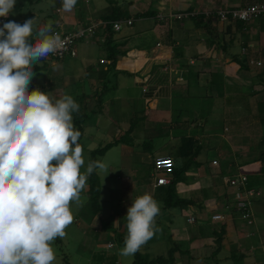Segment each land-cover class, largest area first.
I'll use <instances>...</instances> for the list:
<instances>
[{
  "label": "crops",
  "instance_id": "obj_1",
  "mask_svg": "<svg viewBox=\"0 0 264 264\" xmlns=\"http://www.w3.org/2000/svg\"><path fill=\"white\" fill-rule=\"evenodd\" d=\"M86 1L88 3H86L85 12L88 15V22L84 24L81 18L83 10L82 6H80L82 3L81 0H78L75 9L71 13L63 12L62 0H58L59 3L56 5L55 13L56 11L60 12V20L67 16L73 18L75 22V26L72 22H68L66 25L60 24L65 29L61 30V32L68 31L69 33H73L82 27L96 25L99 22H103L104 17L111 13V7L109 5L100 4L96 0ZM118 2L117 0L115 1L116 5L130 15L126 20L132 21L130 26L125 25L127 30L122 32V29H120V31L114 33L112 39H108L104 34L103 28H97L94 30V35L90 39L80 40L79 43L77 42L73 51L66 56L69 57L68 63L72 62L70 63L72 64L71 66L67 64L65 69H62L61 66L57 68L56 66L48 67L47 71L51 70V75L49 77L46 74V76H38L39 78L33 81L34 87H36L34 89H44L45 92L59 99L64 95L63 78L73 73L78 67L83 70L86 69L87 79L85 82L90 90V94L78 95L75 98L78 99L76 102H79V106L85 102L86 111L87 105L90 108V116H88L84 125L86 127L87 125H99L100 120L106 118L111 124L125 126V129H123L124 127L118 128V133L113 136L114 138H118L129 129V125L132 123L131 115L137 114L140 117H144V119H139L135 126V130L131 135L133 139L132 144H123L127 146V152L129 151L132 155H135L134 163L140 164L141 166L147 165L146 163L150 166L153 165V161L157 157H170L175 162V166L181 165L184 161L178 158L180 139L182 135L195 136L198 140L199 149L193 158L194 163L186 171L185 182L178 184L177 192L182 193V197L190 198L189 196H191V198L196 199V204L190 207L194 210L196 208V212L201 211L204 208L203 204L206 202L210 203V200H214L216 203H222L213 214H221L225 217L230 212L233 204L231 202V196H227L226 194H228L229 190V192L233 190H228L226 185L223 184L222 177L225 174L226 176H232L233 172L237 174L244 173L248 178V183L263 195V192L260 190L264 186L263 180H260L259 175L260 164L254 163L245 167H239L238 165V154L243 156L245 151H247L246 154L249 151L248 148L245 150L242 144L238 145L237 142L239 139H245L247 142L249 136L245 137L247 134L245 132L246 129L244 127L242 128V125L248 121L245 118L243 121H239L240 116L237 117V114H243L242 112L247 113L243 109L240 110V108L247 106V104L245 101H241L239 97L242 94L240 89L233 88L235 82L237 83L240 78V68L232 60V56H238L240 54L242 45H246V47L252 46L254 41H257L259 38L261 39L259 40L260 46L264 47V28H260V26H256V28L252 24L241 33H237L235 29H231L228 33L225 32L229 37V41L227 42L229 46L226 47V51H223L219 42L212 44L207 31L195 26L191 19L176 20L170 16L185 11L204 14L224 8H234L241 3V0H146L142 2L140 7H136L135 5L137 4L131 2L125 4L123 1L122 5H119ZM153 5L157 8L153 10L155 11L154 15L148 16L143 14V16L138 18L133 17L137 13L142 14L152 11ZM32 18H35L36 22L38 21L37 14H33ZM140 22L144 23L143 29L145 28L147 32L139 35V33H134V29L137 28L138 30V25L135 26V24H140ZM214 27L216 29L211 31L214 34L211 39H217L220 32L227 30H225L224 26L220 25H215ZM176 35L181 37L176 38ZM110 40L112 41L111 45L115 46V48H110L109 51L115 52L117 55L115 64L113 65L111 64V60L108 59L107 50H105V44L110 42ZM231 40L232 43L230 44ZM236 45L237 48L239 47L237 51H235ZM97 47H100L106 52L105 57L99 56L98 49H95ZM261 54H264V48L256 54L250 53L249 49H247L246 55L256 61H261ZM80 55L84 60L87 57L90 60H77ZM101 61H104V63H101ZM107 80H113L120 86V89L116 86L113 89L115 93H107L105 86L101 88V85H104ZM35 81L40 82L38 83L39 86H36ZM56 81H59V83H56ZM238 85L240 86L239 83ZM223 86L227 89L224 90ZM208 87H218L219 90L216 92L217 96L220 93V95H224L226 107L223 110V114L225 115V121L230 120L231 124L238 122L240 124L242 122L240 128L242 136L239 137V134L236 133L227 137L231 149L236 148V150L233 149L236 152L232 154L234 157L229 162L231 165L226 164L222 171H219L221 161L217 156L218 152L216 151V147L210 146L208 143L209 134H200L193 130V127L195 128L193 122L195 123L196 121L194 117L196 116H191L192 119L188 118L190 114L186 109V103L193 99L201 100L215 97L211 92H208ZM252 95L255 97V103L260 99H264V95L260 97L258 90L252 91ZM80 98L82 99L80 100ZM229 109H232V111L230 112ZM233 115L238 118V122ZM141 120L143 121L141 122ZM206 123L207 120L203 122V124ZM150 125L154 129L159 127L165 131L166 127H168L171 130L166 148L169 147L168 145H171L172 149L168 150L166 156L145 157L144 154H141L142 151L135 153L133 150L134 146L138 149L142 143L153 141V137L148 135L151 133L148 127ZM248 125H252V123ZM197 126L199 127V125ZM139 129L141 131L143 129V132L136 134V131ZM176 129H179L182 133L176 135ZM138 135H140L139 140ZM259 136H261V133ZM240 147L244 151L237 153ZM137 155H139L138 159ZM147 157H149V160ZM213 161H216L217 164L213 165ZM207 163H210V168L206 166ZM129 172L130 170L128 174H130ZM214 178L216 179L215 184L213 182ZM204 185H208V187ZM150 187L154 189L153 182L150 183ZM214 187L217 189L215 190ZM218 189L221 192L217 194ZM154 190L159 191V189ZM196 192H198V196L193 197V194ZM159 196L162 197L161 194ZM255 204L252 207L254 216ZM254 216V224L251 227L246 226L239 219L230 222L236 228L238 237L241 236L242 232H248L250 228L256 225L255 223L258 221H255ZM189 217H194L196 220V216L193 213H190L186 219ZM124 223L125 221L122 219L117 223V226L121 225L122 227ZM222 225L218 223V229ZM227 229L225 227V236L231 232V229L228 232ZM260 252L264 253L262 250ZM256 261L254 260V262Z\"/></svg>",
  "mask_w": 264,
  "mask_h": 264
},
{
  "label": "clouds",
  "instance_id": "obj_2",
  "mask_svg": "<svg viewBox=\"0 0 264 264\" xmlns=\"http://www.w3.org/2000/svg\"><path fill=\"white\" fill-rule=\"evenodd\" d=\"M77 2L62 0V11L73 12ZM15 4L0 0V18ZM36 23L10 20L0 27V264H59L53 245L75 220L72 205L83 207L81 193L94 171L109 173L102 160L86 162L74 98L29 91L34 66L65 47L52 21ZM159 214L150 193L131 203L122 257L134 256L159 231Z\"/></svg>",
  "mask_w": 264,
  "mask_h": 264
},
{
  "label": "rangeland",
  "instance_id": "obj_3",
  "mask_svg": "<svg viewBox=\"0 0 264 264\" xmlns=\"http://www.w3.org/2000/svg\"><path fill=\"white\" fill-rule=\"evenodd\" d=\"M100 4H105L108 6V1L106 0H96ZM112 2H115L116 0H111ZM119 1V5H122L123 1L125 4L133 3L137 4L136 7H140L142 5V2H145L146 0H117ZM81 5L83 10L81 13V18L83 23H87L88 21V15L85 12L86 3H88L86 0H81ZM110 6V5H109ZM56 3L54 0H42L37 5L33 6V8H29L26 3L23 1L16 2L15 7L12 11V13L6 18L7 21L14 20L17 23H23L26 19H31L33 14L38 15V22L44 21V17L48 16L45 20L46 23L49 21H52L53 24V30H58L61 32L63 27L62 24L72 22V24L75 26V22L73 18L70 17H63L62 20H60V12L55 13ZM157 8L153 5L151 10H156ZM34 12V13H33ZM44 21V22H45ZM39 24V23H38ZM37 24V25H38ZM61 24V25H60ZM148 24V23H147ZM255 25V27L260 26L264 28V20L255 21L252 23ZM251 24V25H252ZM138 25L137 28L134 29L135 34H143L147 32L144 27V23L140 22L135 24V26ZM256 27V28H257ZM61 28V29H60ZM122 32L127 30L125 25L121 26ZM148 30V29H147ZM64 33H69L68 31H63ZM134 34V35H135ZM34 35V34H33ZM181 36H177L176 38H179ZM225 42L227 43L229 41V37H225ZM260 38L257 41H254L252 46L246 47L245 53L247 54V49H249L250 53L256 54L258 53L262 48L260 46ZM79 43V41H78ZM82 44V43H80ZM82 46V45H81ZM95 49H98L99 56L105 57L106 52L101 49L100 47H97ZM100 49V50H99ZM239 50V47L235 51ZM230 50V49H229ZM243 50H240V54H244ZM245 54V55H246ZM98 56V55H97ZM98 56V57H99ZM77 60L80 61H87L90 60L89 57L81 58V55L77 58ZM96 60V59H95ZM69 57H65L62 60H52L46 61L47 67L53 66L62 67V69H65L68 66H71L72 62H69ZM262 63V61H261ZM78 67V66H77ZM262 67H252L250 70H240V78L235 82V85H233V88L241 91L240 99L241 101H245L247 106H243L240 108V110H244L247 113L242 112L243 114H237V117H239V121H243L245 118L248 122H246L244 125H242V128L246 129V136H249V140L246 142L245 139L238 140V145L242 144V147L248 148L249 153L246 154L247 151H245L244 155L238 154L240 158L243 160H249L252 159L254 156L258 155V151L262 149V146L259 145L260 137L259 134L264 132V128H259V121L257 116V106L254 102V95H252V91L259 92L260 97H263L264 90L260 84H254L255 82L252 81L251 75H256L261 71ZM57 70V69H55ZM86 69L77 68L73 73L68 74L63 78L62 84H64V95H71L74 99L78 95L82 94H90V90L87 87V83L85 82L87 79V73H85ZM50 71H45L43 73H40V75H51ZM39 75V76H40ZM45 75V76H46ZM39 78V77H37ZM38 80V79H37ZM264 80V76H263ZM36 86H39V81H35ZM56 83H59V81H56ZM240 84V86L238 85ZM232 84V83H230ZM191 85V83H190ZM104 86L106 87L107 93L111 94L115 90H113L116 86L120 89V86L117 85L113 80H107L104 85H101V88ZM224 87V86H223ZM241 87V88H240ZM36 88V87H35ZM232 88V87H230ZM239 88V89H238ZM118 89V91H120ZM227 88L224 87V90ZM42 92H45L44 89H39ZM125 90V89H123ZM208 92H211L215 97L212 99H193L192 101L187 102V112L190 114L188 118H191V116H196L194 119H196L195 123L193 122V125H195V128L193 127V130L200 134H209L208 143L210 146L216 147V151L218 152V158L221 161V165L219 167V171H222L226 164L231 165L232 159L234 155H232L234 150L236 148L231 149L230 143L227 141V137L231 136L232 134L238 133L239 137H241V124L238 122V118L233 115L235 120H237L238 123L231 124L230 120L225 121L223 110L226 107L225 104V97L224 95L217 96V91L219 90L218 87H208ZM223 90V91H224ZM222 92V91H221ZM115 93V92H114ZM82 98H80L81 100ZM75 101H78V99H75ZM91 102V100H89ZM79 103V102H77ZM81 106H84L83 104ZM93 110V108H92ZM249 110V111H248ZM231 112L232 109H229ZM250 112V113H249ZM84 114L86 116H90V108L87 105V111L85 109ZM250 114V115H249ZM257 117V118H256ZM119 118V117H118ZM242 118V119H241ZM192 119V118H191ZM207 120L206 124H203ZM143 120H141L142 122ZM198 122V123H197ZM245 122V121H244ZM118 123V122H117ZM249 123H252V125H248ZM239 124V125H238ZM199 125V127L197 126ZM170 126V125H168ZM172 126V125H171ZM125 129L124 125L120 124H111L108 119L103 118L100 120L99 125H87V127L84 130V136L80 140V144L84 148V156L87 160L90 159L91 152L95 149L100 148L101 146H104L105 144L112 142L118 130V128ZM150 129V132L148 135L150 137H153L152 142H145L141 144V147L137 149L136 146H134L133 150L135 153H139V151H142L141 154H144L146 156H158V155H165L168 153V150H171V145H168L169 147L166 148V144L169 140V136L171 133V130L166 127L165 131H163L161 128L157 127L154 129L152 125L148 126ZM147 127V129H148ZM226 129V130H225ZM143 132L139 129L136 131V134H141ZM175 134L179 135L182 132L179 129L175 130ZM184 134V133H183ZM183 136V135H182ZM140 139V135H138V140ZM127 146L123 144H119L111 148L109 151H107L102 157H99L98 160H102L104 163L108 165L109 173L105 172H96V175L98 177V183L100 186V205H101V212L97 217L92 216L90 206L88 204V197L86 194V190H84L81 193V198L83 202V207L79 208V210L76 209L75 205H72V210L75 216V220L72 225H70L66 229V237L64 239L57 238L54 242V249L56 252L57 260L59 264H98L97 256L93 254L94 248L96 249V253L100 251L101 253L108 251V254H113L118 258L119 264H131L133 262V256L132 257H122L119 252L120 249L123 248L122 246L118 245L116 241L112 238V231L111 228L117 229L119 232H126V213L127 208L131 206V203L138 197L143 195L144 193H150L153 195L154 199L159 203L160 205V214L156 217V224L159 229V231L155 232L154 236L147 242L148 246V252L154 255H165L170 249L175 248L176 245L180 247L183 251L186 250H192L191 254L199 253L201 255L210 254L211 248H206L202 250V247L208 242L213 243L212 237H208L211 230L218 231V223L223 224L227 229V232L229 229H231V232L229 234H226L224 237V248L216 255L217 264H250L253 263L256 258L264 257V253L260 252L262 250L264 252V186L261 190L263 192V195L261 194V197L256 200L257 202H253L255 204V216L252 213V220L253 216L255 218L256 222L255 226L250 228L248 232L245 233L242 232L241 236L238 237L236 233V228L232 226L230 222H232L235 219H239V213L238 211H234L232 213H227L225 215V220L222 222H214L211 220L213 213L221 206V202L216 203L214 200H210V203L206 202L204 203V208L196 212V208L191 209L189 206L188 210L179 211V210H166L163 208L162 204V197H160V191L154 190L150 187V183L153 182L155 170L153 168V165H147L141 166L140 164L134 163V159L136 158L135 155L131 154V152H127L126 149ZM137 151V152H136ZM239 151L243 152L244 149L240 147L237 153ZM127 152V154H126ZM171 154V153H169ZM210 156V155H209ZM230 156V157H228ZM149 157L148 160H149ZM139 158V155H137V159ZM241 159V160H242ZM240 161V160H239ZM137 165L136 167H134ZM140 165V166H139ZM206 166L210 168V163H207ZM133 168V169H131ZM122 169H127L123 170ZM212 169V168H211ZM84 169H81L83 171ZM121 170V171H119ZM130 170V174H128V171ZM119 171V172H117ZM225 172V171H223ZM230 173V172H229ZM244 174V173H242ZM237 173L233 172V176L236 177ZM226 176V174H225ZM223 176V177H225ZM170 177V176H169ZM198 177V176H197ZM214 184L216 182V179L214 178ZM207 186L208 185H204ZM216 190L217 188L214 187ZM229 190V188H228ZM232 190V189H231ZM230 191V190H229ZM226 194L227 196H231L232 192H229ZM221 190H217V194L220 193ZM186 194V193H185ZM184 194V196H185ZM179 195L182 197V193H179ZM188 195V194H187ZM221 195V194H220ZM198 196V192L193 194V197ZM191 199V196H189ZM185 198V197H184ZM221 198V197H220ZM219 198V199H220ZM222 200V199H221ZM225 200V199H223ZM218 201V200H217ZM232 202V201H231ZM252 204V207H253ZM251 207V208H252ZM190 213L195 214V218L193 223H189L186 219ZM212 214V215H211ZM99 217H101V221L99 220ZM194 218V217H192ZM123 219L125 223L124 226L121 227V225L117 226V223L120 222ZM232 219V220H231ZM186 220V221H185ZM246 226L251 227L254 224V221L252 224L245 223ZM93 228L92 230L90 229ZM119 227V228H118ZM230 227V228H229ZM96 230L97 235L99 234V238L95 235L94 231ZM201 231V232H200ZM202 236L200 237V235ZM107 244H110L111 247L107 248ZM260 246H262L260 248ZM260 248V249H258ZM209 249V252H207ZM259 250V251H258ZM250 251V252H249ZM196 252V253H195ZM232 253H245L246 259H244L242 262H235L232 259H229L230 255ZM254 253V254H253ZM178 264H187L188 263V256L182 255L178 259ZM101 264V263H100ZM261 264V263H260ZM264 264V263H263Z\"/></svg>",
  "mask_w": 264,
  "mask_h": 264
},
{
  "label": "trees",
  "instance_id": "obj_4",
  "mask_svg": "<svg viewBox=\"0 0 264 264\" xmlns=\"http://www.w3.org/2000/svg\"><path fill=\"white\" fill-rule=\"evenodd\" d=\"M24 2L28 5L29 8H33V6L37 5L38 3H40L42 0H16V2ZM108 1V4L111 7V13L104 17L103 22L105 23L104 27H99V28H103L104 30V34L106 35V38L108 39H112V37L114 36L115 31L112 29V23L116 22V21H124L127 18L130 17V15L128 14V12L126 11H122L120 9L119 6L116 5L115 2H112L111 0H106ZM54 2L56 3V5H58V0H54ZM264 2V0H241V3L238 4L237 7L234 8H228V9H236V8H245L249 5H254V4H258ZM130 5V4H129ZM217 11H210L209 15H205V14H197L195 12H189V11H185V12H181V13H177V14H193L192 16H188L187 18H181L179 20H183V19H191L192 22L194 23L195 26L204 29L205 31H207L209 38H210V42L212 44L214 43H218L221 45V48L223 49V51H226V47H228L229 45L224 41L225 37L228 36L226 33H228V31H230L231 29H235L237 33H241L244 30H246L248 28L249 25H251L253 22L255 21H260V20H264L261 18H255L250 22H241V21H227V22H219L218 21V17H217ZM155 11H148V13H137L135 15H133L134 18H138L140 16L144 15H148V16H152L154 15ZM48 16L44 17V21L47 19ZM6 21L7 19L4 18ZM40 21L38 23H36V27H39L40 25L46 24V21ZM8 22V21H7ZM38 24V25H37ZM220 25V26H224L225 30L224 32H220V34H218V38L217 39H211V37H213L214 34L211 33L212 30H215L216 28L214 27L215 25ZM53 25V24H52ZM96 30V29H95ZM59 32L58 30H53ZM216 34V33H215ZM35 36V32L33 35V38ZM219 39V40H218ZM222 43V44H221ZM232 43V40L230 41V44ZM112 41L110 40V42H107L105 44V50H107L108 52V59L111 60V64H115L117 55L115 54V52L113 53L112 51H109L110 48H115V46H112ZM218 44V45H219ZM246 49V45H242L240 50H245ZM244 54H239L238 56H232V60L239 66L240 70H250L252 67L254 66H250L248 64V59H252L250 57H248L247 55ZM261 57V71L254 75V77H252V81L255 82L254 84L256 85L257 83L260 84L264 90V80H263V76H264V54L260 55ZM50 59L54 60L51 55H49L46 59L41 60L38 64H36L33 68V71L35 73L31 85L29 86V91L33 90L34 87V83L33 81L40 75V73L42 72H47V63L46 61H49ZM254 60V59H253ZM57 61V60H55ZM256 61V60H255ZM260 61V62H261ZM258 68V67H256ZM49 77V75H47ZM84 106H81V105ZM79 107V112L78 113H73V123L74 126L76 128V130L81 132V137L79 139H82V137L84 136V130L86 128L85 122L88 118V116H86L84 114L85 112V102L82 103ZM256 106H257V116H258V121H259V125L260 127L264 128V99H260L256 102ZM131 125H129V129L123 133V135H120V137L118 138H114L112 142H109L107 144H105L104 146H101L98 149H95L91 152L90 155V160H98L99 157H102L107 151H109L111 148H113L116 145L119 144H125V145H131L133 142L132 139V134L135 130V126L137 125V122L139 119H144V117H140V115L137 114H133L131 115ZM136 122V123H135ZM259 145L262 146V149H260L258 151V155L254 156L252 159L250 158L249 160H243L242 158L239 157L238 155V160L239 161V167H245L247 165L250 164H254V163H259L260 164V171H259V175H260V180H263L262 182L264 183V132L261 134L260 140H259ZM199 147H198V140L196 139L195 136H182L180 139V145L178 147V158L180 160H183L184 163H182L181 165H176L175 166V162H174V168L172 171V174H170V183L169 185H167L166 187H162L159 188V191L161 192L160 194L162 195V204H163V208L166 210H179V211H184V210H188L189 206H193L196 204V199L194 198H184L181 197L179 195V193L177 192V186L180 183H184L186 180V171L188 170L189 166L191 164H193V158L196 155V152L198 151ZM242 159V160H241ZM233 176V175H232ZM232 176H228V177H232ZM88 188L86 190V194L88 197V204L90 206L91 209V213L92 216L97 217L100 212H101V205H100V186L98 183V177L96 175V172L94 171L93 174L91 176H89L88 178ZM246 189H254L256 191H258L257 189L253 188L252 185H250V183H246ZM260 192V191H259ZM261 194V193H260ZM258 200V199H256ZM255 200V201H256ZM254 201V202H255ZM233 206H231L230 208V212H237L236 209V205L232 202ZM239 213V212H238ZM240 215V214H239ZM99 220L101 221V217H99ZM239 220L242 221L243 223H246L245 221L241 220L239 217ZM90 229L92 230L93 228L90 227ZM111 233H112V238L114 239V241H116L118 243V245L120 246H124L123 245V241L127 235L126 232H119L117 229L111 228ZM201 232V231H200ZM95 235L99 238V234L97 235L98 232H96V230L94 231ZM202 236V234L200 235V237ZM224 236H225V226L222 225L220 226V229L218 231L216 230H211V232L209 233L208 237H212L213 243L211 241V243H206L203 247L202 250L206 248H211L210 249V254H205V255H201L199 253L191 254L192 250H186L183 251L182 249H180V247H178V245H176L175 248L170 249L165 255H154L149 253L148 250V246L147 243L141 248L140 251H138L134 256H133V262L131 264H178V259L180 256L182 255H187L188 256V263L187 264H217V259H216V255L224 248ZM96 249L94 248L93 250V254L95 256H97V262L98 264H119L118 263V258L113 255V254H108V251H105L103 253H101L100 251H98L97 254H95ZM95 252V253H94ZM209 252V249L208 251ZM246 254L245 253H232L229 257V259H232L235 262H242L244 259H246ZM255 260H257L256 262L252 263V264H263L264 263V257H260L256 258ZM240 264H244V263H240Z\"/></svg>",
  "mask_w": 264,
  "mask_h": 264
},
{
  "label": "built area",
  "instance_id": "obj_5",
  "mask_svg": "<svg viewBox=\"0 0 264 264\" xmlns=\"http://www.w3.org/2000/svg\"><path fill=\"white\" fill-rule=\"evenodd\" d=\"M205 15H209V13H204ZM193 14H175L170 17L173 19L179 20L181 18H187L188 16H192ZM218 21L223 23L227 21H241V22H250L255 18L264 19V2L249 5L245 8H236V9H228L224 8L217 11ZM7 21L4 18H0V27L3 26ZM132 24L131 20L125 21H116L112 23V29L115 32L120 31L122 25L130 26ZM104 22H99L96 25H91L87 27H82L73 33H64L57 32L61 35L63 39H65V47L58 54L51 55L54 60H62L66 56H68L74 49L76 43L80 40H88L94 35V30L99 27H104ZM245 51V50H244ZM243 51V52H244ZM245 53V52H244ZM104 63V61H101ZM248 64L254 67H260L261 62L255 61L253 59H248ZM217 162L213 161V165H216ZM153 168L155 170L154 179H153V188L159 189L162 187H166L170 183V174H172L174 168V161L170 157H157L153 161ZM222 182L229 189H232L231 200L236 205V209L239 212V217L241 220L245 221L247 224H252V204L256 199L261 197L259 191L254 189H246V183L248 182V178L245 174H237L236 177H228L225 176L222 178ZM189 219V218H188ZM211 220L214 222H222L225 220L224 216L221 214H214L211 217ZM189 223L194 222V218L190 217L187 220ZM111 245L107 244V248H110Z\"/></svg>",
  "mask_w": 264,
  "mask_h": 264
}]
</instances>
